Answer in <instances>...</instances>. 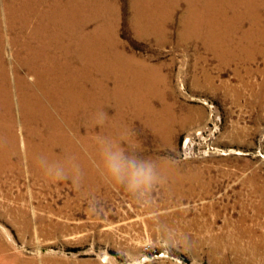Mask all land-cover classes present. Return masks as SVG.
<instances>
[{
    "label": "rangeland",
    "instance_id": "1",
    "mask_svg": "<svg viewBox=\"0 0 264 264\" xmlns=\"http://www.w3.org/2000/svg\"><path fill=\"white\" fill-rule=\"evenodd\" d=\"M95 1L96 10L105 9ZM131 1H107L114 2L121 51L149 60L169 87L160 81L120 83L152 105L154 113L134 119L130 128L141 155L161 161L166 180L141 202L110 188L92 209L71 186L31 199L30 189L39 193L40 185L30 187L27 175L9 182L14 197L25 200L0 204V264H264V41L255 40L261 35L221 30L217 44L203 45L194 36L184 41L182 0L164 43L136 34ZM164 1L149 0L160 13ZM6 4L0 0V29L10 40L27 33L29 16L8 14ZM259 15L263 24L264 6L243 18V27ZM16 52L6 41V60H15ZM108 99L109 118H115L117 99L113 93Z\"/></svg>",
    "mask_w": 264,
    "mask_h": 264
},
{
    "label": "bare ground",
    "instance_id": "2",
    "mask_svg": "<svg viewBox=\"0 0 264 264\" xmlns=\"http://www.w3.org/2000/svg\"><path fill=\"white\" fill-rule=\"evenodd\" d=\"M107 1H98L106 6L104 10H96L95 0H12L7 4L5 0L8 14L19 10L30 18L26 19L24 27L27 33L10 40L0 29V204L13 203V199L25 200L21 194L14 197L8 188L12 181L18 184L24 175L31 181L30 187H42L39 193L30 189L31 199L39 198L44 191L54 195L63 187L74 188L68 180H49L35 160L39 155L58 158L71 153L78 154L84 164L85 189L96 199L108 198L110 188L96 177L87 157L79 153L78 143L92 145L96 136L112 135L118 126L130 127L134 119H141L147 111L154 113L146 97L134 95L132 87L123 86L121 80L160 81L169 87L166 78L157 77L155 66H151L149 60L146 62L121 51L122 42L112 21L114 2L107 4ZM181 1L165 0L160 13L154 2L132 0L131 24L136 34H151L167 42L169 21ZM183 2L187 4L181 18L180 35L184 41L194 36L202 44H217V33L221 30H232L236 36L256 31L262 38L255 40L264 41V23L260 17L263 13L248 21V27H243V18L254 17L264 6V0ZM96 21L99 24L91 29ZM111 21L114 28L112 24L109 29ZM8 28L9 31L15 29L11 24ZM19 37H22L20 46ZM6 41L17 47L16 59L10 62L4 55ZM242 42L241 38L239 44ZM113 79L117 82L110 92L109 81ZM110 93L117 99L115 118H109L107 109ZM163 110L170 115L169 105ZM99 111L107 114L104 124L92 119ZM150 124L153 126L151 121ZM4 185L6 189H1ZM79 198H83L81 194ZM39 204V208L43 207ZM18 214L24 216V212Z\"/></svg>",
    "mask_w": 264,
    "mask_h": 264
},
{
    "label": "clouds",
    "instance_id": "3",
    "mask_svg": "<svg viewBox=\"0 0 264 264\" xmlns=\"http://www.w3.org/2000/svg\"><path fill=\"white\" fill-rule=\"evenodd\" d=\"M92 119L104 124L107 114L99 111ZM78 151L87 157L88 165L105 186L122 188L137 202L146 200L166 180L161 163L141 155L140 142L133 129L125 124L118 126L112 135L96 136L92 145L78 143ZM35 160L45 177L52 181H71L88 201L90 209L95 207V196L85 189V167L78 154L58 158L39 155Z\"/></svg>",
    "mask_w": 264,
    "mask_h": 264
}]
</instances>
